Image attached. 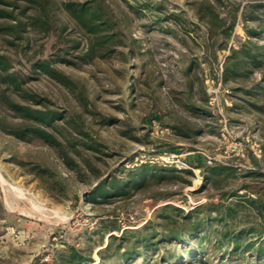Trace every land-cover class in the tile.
<instances>
[{
    "label": "rangeland",
    "instance_id": "rangeland-1",
    "mask_svg": "<svg viewBox=\"0 0 264 264\" xmlns=\"http://www.w3.org/2000/svg\"><path fill=\"white\" fill-rule=\"evenodd\" d=\"M263 3L0 0V264H264Z\"/></svg>",
    "mask_w": 264,
    "mask_h": 264
},
{
    "label": "trees",
    "instance_id": "trees-1",
    "mask_svg": "<svg viewBox=\"0 0 264 264\" xmlns=\"http://www.w3.org/2000/svg\"><path fill=\"white\" fill-rule=\"evenodd\" d=\"M262 5H264V3ZM83 9H84L83 6H81L80 11H83ZM212 19H213V17L210 16L209 19L207 20L209 24L211 23V20ZM96 27H98V24H96V23L93 24V26H92V24H90V26H89V28H92V30H93V28H96ZM8 69L9 68H8L7 61H5V58L0 55V76L3 73L2 74V79H4L5 81L9 82L10 84L16 86L17 85V82H18L16 80L17 79V74H16V72H11ZM7 104L10 107H12V108H17L18 107L17 109H20L21 111H23V113L25 115H28L30 113V111H28V109L26 107L18 106V105H16L15 103H13L11 101H8ZM35 115H36L35 118L38 119V120H41L43 117H46L41 112L38 113V111L35 113ZM30 130H32V131H39V128L38 127H33ZM249 155H250L252 161L254 163H256V159L254 158V156L251 155V154H249ZM98 191H99L100 194H103L104 193L102 190H99L98 189ZM171 236L178 237V234H167L166 237H171ZM115 238L118 239L120 242L122 240H124V236H121L119 238L118 237H115ZM188 252L189 251H187V253ZM82 261H83V259L78 255L77 252H72L71 258H67L66 260H64V261H62L61 263H58V264H81Z\"/></svg>",
    "mask_w": 264,
    "mask_h": 264
},
{
    "label": "built area",
    "instance_id": "built-area-1",
    "mask_svg": "<svg viewBox=\"0 0 264 264\" xmlns=\"http://www.w3.org/2000/svg\"><path fill=\"white\" fill-rule=\"evenodd\" d=\"M209 102H210V104H211V103H212V100L210 99ZM164 130H165V131H168L167 128H165ZM160 131L162 132V129H161Z\"/></svg>",
    "mask_w": 264,
    "mask_h": 264
}]
</instances>
